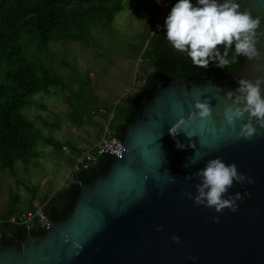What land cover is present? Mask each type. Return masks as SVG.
Instances as JSON below:
<instances>
[{
	"label": "water",
	"instance_id": "water-1",
	"mask_svg": "<svg viewBox=\"0 0 264 264\" xmlns=\"http://www.w3.org/2000/svg\"><path fill=\"white\" fill-rule=\"evenodd\" d=\"M237 2L241 11L261 17L259 31L264 32V0ZM257 48L260 60L246 58L239 70L228 74L192 80L176 73L162 81L127 125L122 141L116 140L115 148L103 146L101 153L114 154L110 170L80 183L72 212L57 221L47 216L45 233L29 231L22 244L13 245L3 244L0 236V264H264V128L253 120L257 135L236 140L247 116L230 127L222 115L231 103L226 93L239 87L238 79L264 78V36ZM197 99L211 102V119L204 129L193 126L196 136L181 132L174 139L169 129L195 110ZM221 127L226 131L219 132ZM177 139L183 149L176 147ZM215 158L235 163L254 181L234 182L229 189L225 198L236 193L243 197L236 201L235 213L227 208L218 213L184 194H198L200 178L185 177ZM170 176L175 183H169Z\"/></svg>",
	"mask_w": 264,
	"mask_h": 264
},
{
	"label": "trees",
	"instance_id": "trees-1",
	"mask_svg": "<svg viewBox=\"0 0 264 264\" xmlns=\"http://www.w3.org/2000/svg\"><path fill=\"white\" fill-rule=\"evenodd\" d=\"M123 3L124 0H0V174L7 171L15 174L18 163L28 169L39 157V143L53 146L62 155L64 146L69 145L71 165H75L76 158L84 151L43 135L26 115L24 108L33 103L32 97L38 93H49L52 89L61 92L69 107L67 117L79 126L100 123L101 129V122L94 120L91 110L101 106L114 110L112 128L123 139L127 125L140 115L166 78L176 73H184L192 80L224 75L239 70L246 61V57L240 56L238 63L226 68L216 67V62H211L207 69L198 68L186 54L173 50L166 38V26L161 22L156 27L149 26L146 32L148 42L141 54L143 74H139L141 82L135 84V90L122 97L121 102L102 100L89 90V73H77L65 58L54 53L52 46L57 43L67 46L72 42L89 46L95 38L93 30L110 28ZM57 64L72 66L71 73L57 70ZM113 162L112 154L98 155L94 162L74 170L70 184L52 195L38 196L35 187L24 210L13 196L7 211L0 216L3 244H22L29 231L34 235L45 233L38 218L30 229L20 219L23 213L37 210V198L50 219L66 218L80 194V183H90L98 175H105ZM13 217L16 221L11 220Z\"/></svg>",
	"mask_w": 264,
	"mask_h": 264
},
{
	"label": "rangeland",
	"instance_id": "rangeland-1",
	"mask_svg": "<svg viewBox=\"0 0 264 264\" xmlns=\"http://www.w3.org/2000/svg\"><path fill=\"white\" fill-rule=\"evenodd\" d=\"M178 2L124 0L123 9L116 14L110 28L93 30L95 38L89 46L78 42L67 46L57 43L52 46V50L73 65L77 73H89V90L93 94L109 103L121 102L122 97L136 88L138 71L143 67L141 54L148 42L145 38L148 27H156L161 22L165 24L171 9ZM55 67L64 74L72 70V66L66 64H57ZM77 85L78 82L75 87ZM32 98L33 103L26 106L24 112L43 135L83 150L98 140L100 123L79 126L70 120L66 115L68 103L61 92L52 89L49 93H38ZM54 122L59 124L52 126ZM68 146H64L65 154L62 155L53 146L39 143V157L28 169L18 163L15 174L10 171L0 174V216L7 211L13 196L17 197L18 205L24 210L35 187L38 196H44L48 193L52 195L70 184L75 166L69 163L71 150ZM39 201L37 198L35 203L41 205Z\"/></svg>",
	"mask_w": 264,
	"mask_h": 264
},
{
	"label": "clouds",
	"instance_id": "clouds-1",
	"mask_svg": "<svg viewBox=\"0 0 264 264\" xmlns=\"http://www.w3.org/2000/svg\"><path fill=\"white\" fill-rule=\"evenodd\" d=\"M160 2L161 0H157V3ZM261 23V17L254 18L249 9L241 11L237 0H223L222 3L220 0H197L195 6L192 0H179L165 20L166 38L175 52L186 54L198 68L207 69L211 62H216V67L226 68L238 63L240 56L249 60L262 58L257 48L259 37L264 36V32L259 31ZM237 83L239 87L235 91L226 93V99L231 103L222 115L230 127H234L237 120H243L247 116L248 123L241 126L235 139L251 140L257 135L253 120L264 128V78H257L255 81L238 79ZM194 108L187 118L181 116L169 129V134L174 139L181 132L189 138L196 136L193 126L204 129L206 122L211 119L213 108L210 101L202 102L197 99ZM180 110L182 111V106ZM225 131L224 127L219 129L221 133ZM176 147L183 149L185 145L177 139ZM191 147L195 148L196 145L192 143ZM194 162L198 163L199 160ZM196 177L200 178L196 185L198 194L195 197L190 192L184 194L189 199H194L197 205L214 208L218 213L226 208L233 213L238 210L236 201L243 198L240 193L225 198L234 182L243 184L247 180L248 183H254L250 177L238 171L235 163L226 164L221 158L207 161L203 169L185 179L192 180ZM175 180V177L170 176L169 183H175ZM213 220L218 223L219 216L213 217ZM157 230L162 231L163 226ZM172 239L180 242L178 236L174 235Z\"/></svg>",
	"mask_w": 264,
	"mask_h": 264
},
{
	"label": "built area",
	"instance_id": "built-area-1",
	"mask_svg": "<svg viewBox=\"0 0 264 264\" xmlns=\"http://www.w3.org/2000/svg\"><path fill=\"white\" fill-rule=\"evenodd\" d=\"M141 61L144 62V59L141 57ZM138 74H143L142 69L138 71ZM141 80L136 79L135 84H139ZM91 115L94 116V120H97L98 122H101V132L99 135V138L97 141L93 143L91 147L88 149L84 150L81 156L76 158V163H75V170L80 169L82 165L86 166L89 162H93L96 160L98 155L104 154V153H109L114 155L112 152H105L102 151L103 146L107 148H115L114 142L116 140L122 141V138L118 137L115 134L114 129L112 128V122L114 119L115 111L111 110L109 111L106 107H99V108H94L91 110ZM37 210L34 211H28L26 213H23L21 216V220L26 222L29 226L31 227V223L34 222L35 218H38L39 224L46 229L44 224V219L47 217V215L43 211V205H37ZM12 221H16L15 218L13 217L11 219ZM0 236L2 238V235L0 233Z\"/></svg>",
	"mask_w": 264,
	"mask_h": 264
}]
</instances>
